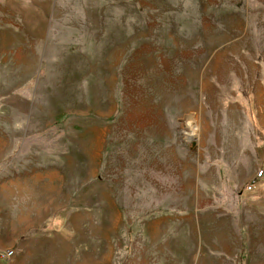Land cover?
<instances>
[{"label":"rangeland","instance_id":"1","mask_svg":"<svg viewBox=\"0 0 264 264\" xmlns=\"http://www.w3.org/2000/svg\"><path fill=\"white\" fill-rule=\"evenodd\" d=\"M260 171L264 0H0V264H263Z\"/></svg>","mask_w":264,"mask_h":264},{"label":"crops","instance_id":"2","mask_svg":"<svg viewBox=\"0 0 264 264\" xmlns=\"http://www.w3.org/2000/svg\"><path fill=\"white\" fill-rule=\"evenodd\" d=\"M250 236H251L250 234H247L246 232L240 231L238 242H240L241 244H239V247L236 250H233L236 252V255L232 254V250L224 249L221 247H220V249L215 250V253L218 254L221 257L220 259L221 260L223 259V261L237 260L240 263L241 262V256H242L241 255L242 247L240 245H242V246L244 245V246H246V249L248 250V256H246L245 264H248L250 262L252 256L254 255V253H253L254 240ZM204 252H206V251H204ZM259 257H261V256H259ZM200 258H203L201 253H200ZM259 259H261V258H259ZM215 260H217V259H215ZM263 260H264V253H263Z\"/></svg>","mask_w":264,"mask_h":264},{"label":"built area","instance_id":"3","mask_svg":"<svg viewBox=\"0 0 264 264\" xmlns=\"http://www.w3.org/2000/svg\"><path fill=\"white\" fill-rule=\"evenodd\" d=\"M263 174H264V172L263 171H260V173L258 174V177L257 178H261ZM254 186H255V184H253V183L250 184L247 187V190L248 191H252L253 188H254ZM12 254H13V252L12 251H9V252H3L0 256H1V258H5L6 256H11Z\"/></svg>","mask_w":264,"mask_h":264}]
</instances>
